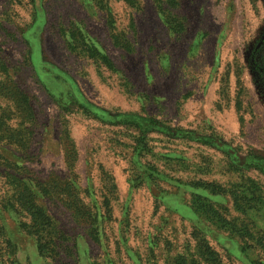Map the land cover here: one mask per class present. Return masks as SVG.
I'll return each instance as SVG.
<instances>
[{
    "label": "rangeland",
    "instance_id": "rangeland-1",
    "mask_svg": "<svg viewBox=\"0 0 264 264\" xmlns=\"http://www.w3.org/2000/svg\"><path fill=\"white\" fill-rule=\"evenodd\" d=\"M177 3L0 0V157L68 194L41 256L0 158V264H264V0Z\"/></svg>",
    "mask_w": 264,
    "mask_h": 264
},
{
    "label": "trees",
    "instance_id": "trees-1",
    "mask_svg": "<svg viewBox=\"0 0 264 264\" xmlns=\"http://www.w3.org/2000/svg\"><path fill=\"white\" fill-rule=\"evenodd\" d=\"M128 5L135 7L137 4V0H122ZM158 5L160 12L165 17L166 23L169 25V27L173 30L175 29V25L173 23V20L169 16L168 8L165 7L167 5L170 8H175L178 3L177 0H155ZM82 31L80 29L75 30V32L72 33V40L82 45L79 48H83V50L88 54L89 57L100 61L104 65H106L109 69L115 70L116 64L113 61V59L106 53L101 51L96 45H88L86 43V39L84 35H82ZM115 42V38H114ZM72 48H76V46L71 43ZM26 100V99H25ZM23 99V102L28 104L27 101ZM31 111V110H30ZM32 112V111H31ZM129 115V114H126ZM3 130L6 132V130L9 128L11 130L10 126H4L2 127ZM19 133V131H17ZM15 131L11 130V139H17ZM16 143V142H14ZM2 159V162L4 163L2 167L4 168L2 170L5 183L10 187L11 193L9 195V199L4 202V206H6L9 210H22L25 213H27V218L30 219L29 223H25L24 226L26 230L29 233H34L40 238L38 241V249L41 256L45 255V250L48 249L47 245L43 243V231L47 230L49 227V223L51 221V217L49 216V213L46 209V207L42 204V200L44 199H51V198H63L64 189H62L61 186H59L56 182V180L53 179H40L36 176V174L31 170L28 169L29 167L26 165H21L20 162L16 161L13 158L8 157H0ZM76 154L71 151L66 156V163L67 167L70 169L74 165V161L76 160ZM75 197L77 193L75 192ZM79 196V195H77ZM68 197V194H65V198ZM69 197H73L72 195H69ZM74 198V197H73ZM77 198V197H76ZM8 202V203H6ZM72 212H74V215L77 216V214H81V209L85 207V205L82 203L80 207H76L75 205L72 206L71 203L66 202L65 204ZM79 218V216H77ZM76 217V218H77ZM7 255L9 256L7 258L8 264H23L22 262L18 261L17 259V252L15 245L10 241L7 240ZM1 254V253H0ZM183 264H186V262H183Z\"/></svg>",
    "mask_w": 264,
    "mask_h": 264
}]
</instances>
